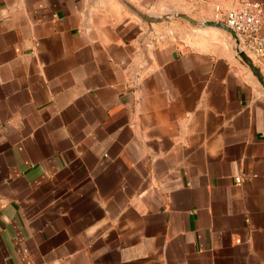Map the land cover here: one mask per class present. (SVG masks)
Instances as JSON below:
<instances>
[{
  "label": "crops",
  "instance_id": "crops-1",
  "mask_svg": "<svg viewBox=\"0 0 264 264\" xmlns=\"http://www.w3.org/2000/svg\"><path fill=\"white\" fill-rule=\"evenodd\" d=\"M245 1L0 0V264H264Z\"/></svg>",
  "mask_w": 264,
  "mask_h": 264
},
{
  "label": "built area",
  "instance_id": "built-area-1",
  "mask_svg": "<svg viewBox=\"0 0 264 264\" xmlns=\"http://www.w3.org/2000/svg\"><path fill=\"white\" fill-rule=\"evenodd\" d=\"M224 22L233 28L240 36L244 50L254 53L258 57L264 56L263 7L255 1H245L239 7L230 9ZM245 177H235L236 183L245 181Z\"/></svg>",
  "mask_w": 264,
  "mask_h": 264
},
{
  "label": "water",
  "instance_id": "water-1",
  "mask_svg": "<svg viewBox=\"0 0 264 264\" xmlns=\"http://www.w3.org/2000/svg\"><path fill=\"white\" fill-rule=\"evenodd\" d=\"M143 18L148 22H158V21H162V20H175V19H180V18H184L190 22H194L190 16L183 14V13H166V14L159 15V16L144 14ZM205 24H207V23H205ZM209 25L219 26V27H222V28L228 30L236 41V46H237V50H238L239 55L245 61H247L249 63L247 56H246V53L244 51V48L242 46L241 38L233 28L229 27L225 22L209 23ZM250 65L252 66V69L255 70L254 66L252 64H250Z\"/></svg>",
  "mask_w": 264,
  "mask_h": 264
}]
</instances>
